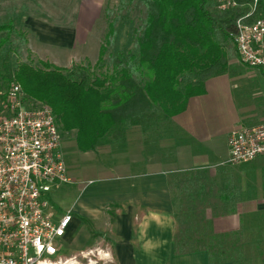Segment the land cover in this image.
<instances>
[{"label":"crops","instance_id":"obj_1","mask_svg":"<svg viewBox=\"0 0 264 264\" xmlns=\"http://www.w3.org/2000/svg\"><path fill=\"white\" fill-rule=\"evenodd\" d=\"M235 55L231 71L207 79L172 118L126 123L87 152L78 150L76 133L73 143L61 140L62 154H78L88 183L97 181L76 213L94 219L107 211L115 264H264V159L225 164L230 133L264 123V74L244 67L236 48ZM185 216L195 217L189 229L198 227L208 247L220 249L175 254ZM232 247L241 250L221 254Z\"/></svg>","mask_w":264,"mask_h":264},{"label":"trees","instance_id":"obj_2","mask_svg":"<svg viewBox=\"0 0 264 264\" xmlns=\"http://www.w3.org/2000/svg\"><path fill=\"white\" fill-rule=\"evenodd\" d=\"M137 1L145 16L135 36L136 56L127 58L118 52L110 68L99 65L115 37L109 24L97 64L79 68L77 76L48 62H40V67L28 62L11 68L5 60L0 76L6 93L0 101H7L13 84L19 85L25 106L47 105L59 130L75 132L78 150L87 152L126 123L137 126L180 114L189 98L203 93L207 79L231 71L224 44L233 42L236 20L249 10L247 0H238L242 6L228 11H220L213 0ZM255 16L264 18V0H259ZM14 32L11 21L0 25V34H6L0 38V50ZM189 79L193 82L182 88ZM183 219L189 226L178 225L175 254L220 249L208 247L198 227L189 229L195 217ZM213 238L217 239L210 233L209 239ZM201 243L204 246L196 245ZM234 250L241 249L222 248L221 254Z\"/></svg>","mask_w":264,"mask_h":264},{"label":"built area","instance_id":"obj_3","mask_svg":"<svg viewBox=\"0 0 264 264\" xmlns=\"http://www.w3.org/2000/svg\"><path fill=\"white\" fill-rule=\"evenodd\" d=\"M213 1L220 11L242 6L238 0ZM247 1L249 10L237 18L233 42L240 63L264 74V18L255 16L259 0ZM4 108L0 119V264H69L70 260L60 257V241L72 217L66 214L55 219L49 200L55 186L70 184L57 119L47 105L25 106L16 84ZM227 146V165L264 159V123L232 131Z\"/></svg>","mask_w":264,"mask_h":264},{"label":"rangeland","instance_id":"obj_4","mask_svg":"<svg viewBox=\"0 0 264 264\" xmlns=\"http://www.w3.org/2000/svg\"><path fill=\"white\" fill-rule=\"evenodd\" d=\"M211 12L218 15L215 10ZM144 16L145 9L137 0H0V25L11 21L16 31L0 50V75L3 73L1 65L6 60L11 68L19 63L29 62L40 67V62H48L67 73L75 72L77 76L79 68L97 64L99 50L105 45L109 24H112L115 37L99 64L110 68L112 57L118 52H123L127 58L137 55L135 36ZM83 35L85 38L81 40ZM3 37H6L5 33L0 34V38ZM73 43L74 47H70ZM224 47L228 63L233 62L236 58L234 43L227 42ZM189 82L193 79L184 81L181 87ZM3 85L0 76V96L6 93ZM237 97L243 106L246 99L242 91H237ZM6 102L0 101V119L5 116ZM154 110L159 111V108ZM60 133L63 143H73L75 132L60 130ZM77 155H63L66 168L71 172L70 175L67 173L70 184L55 186L49 194L55 219L66 214L72 217L66 235L60 241V257L70 260L69 264H75V261L115 264L110 254L111 227L107 211L101 210L94 219L76 213L75 206L79 201L85 200L98 186L97 181L88 184L90 174L83 167L85 164L75 158ZM85 185L88 190L84 192ZM89 252L91 254L82 258V254Z\"/></svg>","mask_w":264,"mask_h":264}]
</instances>
